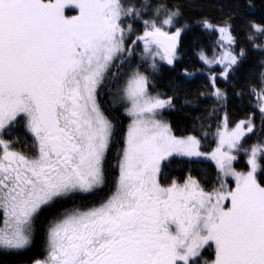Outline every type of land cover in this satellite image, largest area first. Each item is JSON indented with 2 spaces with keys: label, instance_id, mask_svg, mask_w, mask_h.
<instances>
[{
  "label": "snow or ice",
  "instance_id": "obj_1",
  "mask_svg": "<svg viewBox=\"0 0 264 264\" xmlns=\"http://www.w3.org/2000/svg\"><path fill=\"white\" fill-rule=\"evenodd\" d=\"M264 264V0H0V264Z\"/></svg>",
  "mask_w": 264,
  "mask_h": 264
},
{
  "label": "trees",
  "instance_id": "obj_2",
  "mask_svg": "<svg viewBox=\"0 0 264 264\" xmlns=\"http://www.w3.org/2000/svg\"><path fill=\"white\" fill-rule=\"evenodd\" d=\"M13 264H14V262H13Z\"/></svg>",
  "mask_w": 264,
  "mask_h": 264
}]
</instances>
